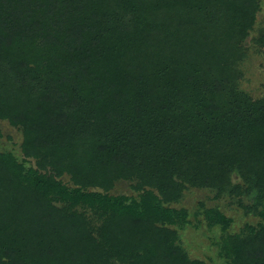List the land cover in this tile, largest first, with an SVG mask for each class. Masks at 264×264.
<instances>
[{
    "label": "trees",
    "instance_id": "16d2710c",
    "mask_svg": "<svg viewBox=\"0 0 264 264\" xmlns=\"http://www.w3.org/2000/svg\"><path fill=\"white\" fill-rule=\"evenodd\" d=\"M257 4L0 0V119L23 153L0 149V264H203L176 244L175 177L264 215V97L185 53L208 13L231 53ZM122 179L134 194L113 192ZM201 211L223 264H264L263 226L232 234Z\"/></svg>",
    "mask_w": 264,
    "mask_h": 264
},
{
    "label": "rangeland",
    "instance_id": "374dc122",
    "mask_svg": "<svg viewBox=\"0 0 264 264\" xmlns=\"http://www.w3.org/2000/svg\"><path fill=\"white\" fill-rule=\"evenodd\" d=\"M255 21L249 34L244 40L235 38L234 49L231 53L221 50L223 30L213 28L214 15H206L210 21V28L206 33L197 35L193 46H188L186 54L195 51V57L204 64L208 57L218 59L219 66L230 77V87L241 91L252 98L264 97V42L260 39L264 35V0H258L255 8ZM223 51V52H222ZM215 56V57H214ZM215 61V60H214ZM21 132L6 119H0V149L10 150L21 159L20 142ZM63 180L67 176L63 175ZM237 180V179H234ZM131 180H119L113 192L135 193L130 187ZM177 196L173 201L166 202L175 210L184 211L186 223L179 228L171 227L178 233L176 244L182 251L187 261H200L203 264H223L219 255L222 253L220 243V228L218 225H208L202 215V208L216 207L229 218L227 232L240 235L255 232L260 227L264 228V215L255 213L254 210L240 207L229 194L231 186L220 189H211L197 186L184 179L174 178Z\"/></svg>",
    "mask_w": 264,
    "mask_h": 264
}]
</instances>
